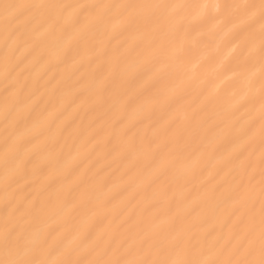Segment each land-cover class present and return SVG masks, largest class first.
Here are the masks:
<instances>
[{
	"label": "bare ground",
	"instance_id": "6f19581e",
	"mask_svg": "<svg viewBox=\"0 0 264 264\" xmlns=\"http://www.w3.org/2000/svg\"><path fill=\"white\" fill-rule=\"evenodd\" d=\"M264 0H0V264H259Z\"/></svg>",
	"mask_w": 264,
	"mask_h": 264
},
{
	"label": "snow or ice",
	"instance_id": "6c2138e0",
	"mask_svg": "<svg viewBox=\"0 0 264 264\" xmlns=\"http://www.w3.org/2000/svg\"><path fill=\"white\" fill-rule=\"evenodd\" d=\"M174 264H182V262H174ZM259 264H264V259H261V261L259 262Z\"/></svg>",
	"mask_w": 264,
	"mask_h": 264
}]
</instances>
